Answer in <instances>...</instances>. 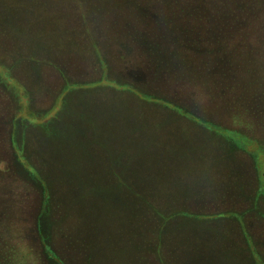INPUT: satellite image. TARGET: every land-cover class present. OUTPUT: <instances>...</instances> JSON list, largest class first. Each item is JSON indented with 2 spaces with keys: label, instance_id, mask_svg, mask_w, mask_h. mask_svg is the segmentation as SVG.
Segmentation results:
<instances>
[{
  "label": "rangeland",
  "instance_id": "374dc122",
  "mask_svg": "<svg viewBox=\"0 0 264 264\" xmlns=\"http://www.w3.org/2000/svg\"><path fill=\"white\" fill-rule=\"evenodd\" d=\"M206 3L0 0V264H264V95L243 126L197 92L207 131L144 88Z\"/></svg>",
  "mask_w": 264,
  "mask_h": 264
},
{
  "label": "trees",
  "instance_id": "16d2710c",
  "mask_svg": "<svg viewBox=\"0 0 264 264\" xmlns=\"http://www.w3.org/2000/svg\"><path fill=\"white\" fill-rule=\"evenodd\" d=\"M206 1L210 3V0ZM263 2L264 0H221L222 4L218 8L220 10L216 12L217 15L220 11L222 12L221 18L219 16L218 18L213 17L211 14V6L208 3L203 5L202 15L206 16L203 17V19L209 24L211 34H209L207 38L197 39L202 40L201 43L204 44V47L201 48L202 50L197 49L200 47V43H198V45L195 44L197 48H193L192 52L190 51V54L187 49H183L182 44L172 46L169 50H161L162 55H165V53L168 52L167 57L172 61L168 60V62L163 61L157 64L155 66L156 71L154 70L155 73L153 74L154 77L146 83L147 86L145 85L144 88H147L148 84L153 85V83H156L158 78L155 77H159L162 72L165 77L168 76L169 86L166 85L165 92L162 91L160 94L169 95L170 100L164 96L153 98L159 99L158 101L171 102L175 108L184 111L189 118L193 117L194 121L198 122V124H195L209 131L211 129L208 126L214 122L208 121L210 119H198L194 116L195 113L185 110L189 106L196 113L203 112L202 109L204 108L198 106L199 104L194 97L197 92L203 93L204 91L203 95L206 94L207 96L205 97L209 98L208 100L215 102L222 112L231 114L235 125L248 126V122H252V116L249 113L252 101L264 95ZM259 4L263 7L261 11L257 10ZM15 7L8 9L7 11L14 9ZM20 7L21 6L18 7L19 9L17 8L18 12L20 11ZM59 15L62 16L61 13ZM38 35L39 33L37 36ZM173 59L175 60L173 61ZM166 64L168 66L167 68L163 69L158 67L159 65L164 66ZM241 75H243L242 78L240 77ZM234 76L239 79L237 80L238 82L234 81ZM153 89V87L149 88V90ZM185 89H187L185 96H178V93L180 92L181 94V91H184ZM188 94H192V100L187 99ZM211 118L213 121L216 120V122L220 120L215 117ZM200 123L206 125H200ZM217 125L219 124H216V126ZM230 133L236 137H242L239 133L233 131ZM114 146H116L117 149L119 148L118 145ZM160 151L165 153V157L167 156L165 150ZM165 157L161 155L157 156V153L154 156L159 162L163 161ZM79 171L80 173L76 172L77 176L82 178L86 177V174H89V178L94 179L95 177V174L91 171V167H82L81 165ZM119 172H121L122 175L126 173L123 168H121V171ZM63 174L66 175V171H64ZM112 174L113 176H117L118 179H121V175L119 177L116 172H113ZM138 179L140 178L138 177ZM89 183L90 181L88 184ZM121 183L122 182H120V184ZM78 193L83 195L87 194L85 191L81 193L80 189L78 190ZM153 194L157 196L155 192ZM66 210L65 212H68L71 217V213L81 214L80 211H76L77 209L75 210L74 207L66 208ZM90 226H92V224L89 225V227ZM91 228L92 227H90V229ZM93 231L94 229L92 230V234ZM88 233H91V231H88ZM99 233L100 231H98L97 234Z\"/></svg>",
  "mask_w": 264,
  "mask_h": 264
}]
</instances>
